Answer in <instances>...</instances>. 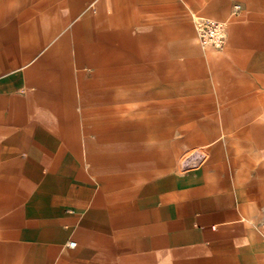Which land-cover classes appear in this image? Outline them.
<instances>
[{
  "label": "crops",
  "instance_id": "1",
  "mask_svg": "<svg viewBox=\"0 0 264 264\" xmlns=\"http://www.w3.org/2000/svg\"><path fill=\"white\" fill-rule=\"evenodd\" d=\"M91 2L0 0V264H264V159L253 160L264 157V124L251 126L264 99L219 80L242 69L215 55L207 63L217 96L199 94L206 81L124 79L136 56L146 63L138 70L153 72L203 60L155 64L156 53L132 50L117 28L123 0ZM84 10L83 20L102 19L100 31L80 21L60 32ZM242 27H232L226 53L237 64ZM73 63L95 70L80 112ZM145 101L153 112L140 111ZM197 150L205 161L185 170Z\"/></svg>",
  "mask_w": 264,
  "mask_h": 264
},
{
  "label": "rangeland",
  "instance_id": "2",
  "mask_svg": "<svg viewBox=\"0 0 264 264\" xmlns=\"http://www.w3.org/2000/svg\"><path fill=\"white\" fill-rule=\"evenodd\" d=\"M99 0H92V3H96ZM161 1V6L152 7L149 0H123L125 8L122 7L119 10L117 18V28L123 32H129L128 36L133 41L134 51L150 49L152 53H156L155 64L168 63L171 60L173 65L181 63H189L193 61L196 57L200 56L203 60L194 65L191 71H173L163 72V71H146L138 70L140 66L137 64H145L138 62V56L136 60L132 61L134 64L133 71H123V78L131 77L134 80L142 82L147 80H163L171 79L177 81H200L207 82L211 87L206 86L198 87L197 91L201 95L203 90L211 91V94L218 95L221 94V88L213 87L212 82L215 77L212 76L211 70L209 69L207 63V57L209 55L217 56L216 63L221 66L224 62L236 66L238 69L242 70H232L229 73V78H224L223 76L217 77L219 80L235 81L236 83L241 82L242 85H247L248 88L242 92L241 96H258L264 99V0H159ZM79 4V2H74L73 4ZM237 6H240L237 8ZM222 8V10L220 9ZM124 9V10H123ZM214 12V11H219ZM122 10L124 11L122 13ZM60 11H65L64 16L67 17L69 9L64 7ZM86 12H78L77 14L71 16L70 21L63 25L60 24V32H70L77 23L80 21L84 22V26L92 31H100L102 19L99 17H94L83 20V15ZM93 12H96L94 10ZM105 12L109 15L113 14L114 7L109 4L105 7ZM95 14V13H93ZM209 16L216 17L221 20L226 21L228 39L227 45L224 50L206 48L203 47L199 41L196 31V21L199 17ZM63 21V19H62ZM91 22V23H90ZM234 25H243L241 32L242 41L238 48L245 53V57L241 59L240 65L233 62V57L229 56L228 49L233 48L232 42V27ZM162 27L164 29H162ZM68 43L71 41L61 40V48H68ZM157 44V45H156ZM165 44V50L161 51L159 45ZM240 46V47H239ZM132 50L130 51V56L132 57ZM163 54L167 56L166 58L158 57V54ZM75 50L71 49V55L75 57ZM171 54V59L168 55ZM223 55V58L220 57ZM162 56V55H161ZM133 58V57H132ZM135 58V57H134ZM193 58V59H192ZM252 59V64L249 60ZM140 60V57H139ZM189 60V61H188ZM168 61V62H167ZM194 63V62H193ZM250 63L251 65H248ZM218 65V66H219ZM145 66H142L144 68ZM159 67V66H156ZM248 67H258L261 70H248ZM145 69V68H144ZM94 68L87 65L81 64H71V82L75 83V88L71 89L73 91L77 101L82 103H77L76 111L80 112L83 110L85 103V96L89 95V89L83 88L82 85L88 82L91 78V74L94 72ZM221 73V72H220ZM121 74V75H122ZM122 78V77H121ZM232 87V84H230ZM227 87L229 90L232 88ZM224 89V88H222ZM226 89V87H225ZM94 94L91 101H99L101 91L99 88L92 89ZM147 90V89H146ZM95 92H97L95 94ZM203 94V93H202ZM72 95V94H71ZM145 96V95H141ZM152 101L141 102L139 107L141 112H153ZM152 104V105H151ZM110 106V105H109ZM257 113L253 114L251 120V126L254 128L260 124H264V105H257ZM259 106L261 107L259 109ZM94 107V106H93ZM152 108V109H151ZM157 108V107H156ZM150 109V110H149ZM83 122V121H81ZM225 138H234V136H224ZM218 138V137H215ZM221 138V137H219ZM224 138V139H225ZM236 147L240 148L239 145H245L246 137H236ZM207 145V144H204ZM264 159V157H254L253 160Z\"/></svg>",
  "mask_w": 264,
  "mask_h": 264
},
{
  "label": "built area",
  "instance_id": "3",
  "mask_svg": "<svg viewBox=\"0 0 264 264\" xmlns=\"http://www.w3.org/2000/svg\"><path fill=\"white\" fill-rule=\"evenodd\" d=\"M239 7L237 6V8ZM196 31L203 47L223 49L227 43L228 31L226 22L213 18L199 17L196 21ZM206 156V153L202 150L191 153L183 161L184 169L192 170L198 168L205 161ZM70 245L74 246L75 243L72 242Z\"/></svg>",
  "mask_w": 264,
  "mask_h": 264
}]
</instances>
